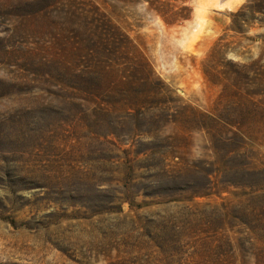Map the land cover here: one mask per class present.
<instances>
[{"label": "rangeland", "instance_id": "rangeland-1", "mask_svg": "<svg viewBox=\"0 0 264 264\" xmlns=\"http://www.w3.org/2000/svg\"><path fill=\"white\" fill-rule=\"evenodd\" d=\"M187 6L0 0V264H264V0Z\"/></svg>", "mask_w": 264, "mask_h": 264}, {"label": "trees", "instance_id": "trees-1", "mask_svg": "<svg viewBox=\"0 0 264 264\" xmlns=\"http://www.w3.org/2000/svg\"><path fill=\"white\" fill-rule=\"evenodd\" d=\"M142 5H146V10L157 17H160L168 27H173L182 24L189 20L190 10L187 6L188 0H130ZM109 23V21H108ZM111 25V22L109 23ZM107 25V23H106ZM121 35V34H120ZM123 37V36H122ZM217 51L213 49L211 56ZM149 66V63L146 62ZM151 69V68H150ZM237 75L244 78L249 76V67L243 65L237 68ZM210 121L215 122V117L207 116Z\"/></svg>", "mask_w": 264, "mask_h": 264}]
</instances>
